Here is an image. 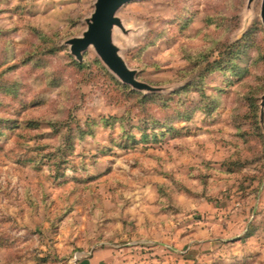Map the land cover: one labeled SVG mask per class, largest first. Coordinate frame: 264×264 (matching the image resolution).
Listing matches in <instances>:
<instances>
[{
	"label": "rangeland",
	"instance_id": "obj_1",
	"mask_svg": "<svg viewBox=\"0 0 264 264\" xmlns=\"http://www.w3.org/2000/svg\"><path fill=\"white\" fill-rule=\"evenodd\" d=\"M94 3L0 0V264H264L261 0L123 5L153 92L71 55Z\"/></svg>",
	"mask_w": 264,
	"mask_h": 264
},
{
	"label": "water",
	"instance_id": "obj_2",
	"mask_svg": "<svg viewBox=\"0 0 264 264\" xmlns=\"http://www.w3.org/2000/svg\"><path fill=\"white\" fill-rule=\"evenodd\" d=\"M135 1L142 0H95L94 10L86 19L85 31L80 37L68 40L66 44L76 60L81 61L82 52L92 48L106 68L123 84L137 91L153 92L154 88L136 79V72L127 67L112 39L114 29L122 28V23L116 16L117 12L123 5ZM253 1L248 0V5ZM259 16L264 29V0H261ZM260 107V124L264 132V96Z\"/></svg>",
	"mask_w": 264,
	"mask_h": 264
}]
</instances>
